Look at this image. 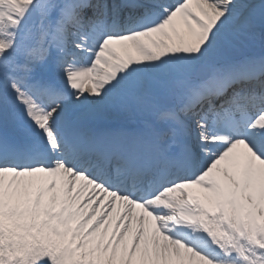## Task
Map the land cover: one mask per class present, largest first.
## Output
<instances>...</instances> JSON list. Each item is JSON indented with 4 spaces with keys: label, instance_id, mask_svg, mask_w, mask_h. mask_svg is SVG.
<instances>
[{
    "label": "snow or ice",
    "instance_id": "snow-or-ice-1",
    "mask_svg": "<svg viewBox=\"0 0 264 264\" xmlns=\"http://www.w3.org/2000/svg\"><path fill=\"white\" fill-rule=\"evenodd\" d=\"M0 264H264V0H0Z\"/></svg>",
    "mask_w": 264,
    "mask_h": 264
}]
</instances>
